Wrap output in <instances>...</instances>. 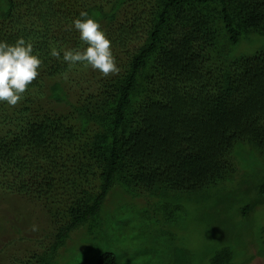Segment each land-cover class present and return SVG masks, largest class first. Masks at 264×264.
Returning a JSON list of instances; mask_svg holds the SVG:
<instances>
[{
    "label": "trees",
    "instance_id": "trees-1",
    "mask_svg": "<svg viewBox=\"0 0 264 264\" xmlns=\"http://www.w3.org/2000/svg\"><path fill=\"white\" fill-rule=\"evenodd\" d=\"M80 11L111 41L115 74L50 54L86 47L71 27ZM252 32L264 34V0H0V40L23 37L43 61L16 105L0 102V256L14 245L11 264H50L113 186L170 219L154 200L234 177L240 143L264 155V49L228 48ZM231 254L222 247L209 264ZM95 264L116 259L106 251Z\"/></svg>",
    "mask_w": 264,
    "mask_h": 264
},
{
    "label": "rangeland",
    "instance_id": "rangeland-1",
    "mask_svg": "<svg viewBox=\"0 0 264 264\" xmlns=\"http://www.w3.org/2000/svg\"><path fill=\"white\" fill-rule=\"evenodd\" d=\"M228 48L232 55L252 54L264 49V34H245ZM244 145L236 146L238 170L234 177L189 196L154 200L153 207L168 208L173 213L170 219L161 212L153 214L151 205L142 206L148 205L151 197L136 196L122 186H113L97 218L73 229L50 264H95L98 255L106 251L114 254L116 264H209L222 247L232 252L228 264H264V197L258 191L264 178V155ZM256 198L263 200L243 213L242 207ZM175 203L181 207L178 209ZM20 207L24 208L20 214L28 216L30 207ZM32 218L30 225L26 221L29 235L35 225ZM31 245L38 247L34 240ZM10 249L18 252L14 245ZM11 251L3 252L0 264L12 263L5 257Z\"/></svg>",
    "mask_w": 264,
    "mask_h": 264
},
{
    "label": "clouds",
    "instance_id": "clouds-1",
    "mask_svg": "<svg viewBox=\"0 0 264 264\" xmlns=\"http://www.w3.org/2000/svg\"><path fill=\"white\" fill-rule=\"evenodd\" d=\"M71 27L78 32L83 49H50V54L62 59L69 66L77 64L90 67L107 76L119 71L112 54L111 41L101 29L98 20L86 11H80L71 21ZM43 61L33 51V44L18 37L15 42L0 40V102L14 106L22 99L26 87L38 76ZM37 226L32 225V230Z\"/></svg>",
    "mask_w": 264,
    "mask_h": 264
}]
</instances>
